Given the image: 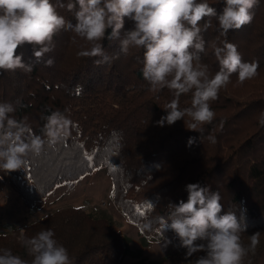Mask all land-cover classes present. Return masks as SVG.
Listing matches in <instances>:
<instances>
[{"label":"trees","instance_id":"1","mask_svg":"<svg viewBox=\"0 0 264 264\" xmlns=\"http://www.w3.org/2000/svg\"><path fill=\"white\" fill-rule=\"evenodd\" d=\"M51 2L56 4L57 0ZM62 2L66 4L67 0ZM209 3L218 11L223 7L218 0ZM57 11L75 22L74 13L66 7H58ZM252 12L253 21L230 31L226 39L237 46L243 61H258V77H264V0H259ZM211 25L202 32L206 45L201 61L214 74L220 66L213 46H220L225 37L219 35L214 18ZM74 35L58 33L54 50L39 63L32 56L33 46L25 44L18 54L23 53L24 60L34 65L33 70L0 74V103H12L16 111L10 115L27 123L35 134H43L42 117L52 111L68 109L65 115L73 121L71 135L54 148L45 146L38 156L29 153L24 168L0 170V192L8 186L31 206L60 183L102 167L112 184L114 204L138 227L143 238L171 240L169 245L175 251L171 256L180 263L170 264H189L174 232L165 228L167 204L186 201L185 185L200 183L219 192L224 211L237 213L244 227L241 241L246 247L251 235L259 233L255 253L250 252L244 264H264V127L259 125L264 112V87L258 89L259 94L252 92L249 84L255 82L253 79L239 84L237 74H233L228 86L220 90L219 98L211 102L215 117L212 123L200 126L202 132L189 130L186 124L166 141L163 136L153 139L154 133L146 129L147 120L159 121L158 116L166 114L164 107L174 97L167 88L150 90L141 71L143 49L130 48L127 55L120 54L110 63L97 65L95 61L100 57L77 55L91 45L83 39L82 44L74 43ZM102 43L109 56L120 52L119 40L106 38ZM69 48L72 53L67 57ZM49 58L54 61L51 67L45 64ZM179 106H191V93L180 96ZM250 119L255 120L254 132L239 137L241 124ZM154 126L153 131L162 127ZM209 136L215 138V143ZM237 136L241 139L235 144ZM90 227L101 232L100 236H92L99 238L94 242L88 232L82 231ZM49 228L67 248L72 264H120L128 251L127 238L115 232L107 219L73 207L25 226L22 235L13 233L15 242H6L9 234L0 235V252L10 249L31 264L33 257L21 237L31 238ZM199 255L202 253L195 254L192 260ZM165 260L160 264L169 263Z\"/></svg>","mask_w":264,"mask_h":264},{"label":"clouds","instance_id":"2","mask_svg":"<svg viewBox=\"0 0 264 264\" xmlns=\"http://www.w3.org/2000/svg\"><path fill=\"white\" fill-rule=\"evenodd\" d=\"M223 7L218 11L209 0H0V74L17 69L30 73L34 65L18 54L25 44L33 46L32 56L39 63L45 54L55 48L54 37L61 31L72 32L91 47L77 53L80 57H100L97 65L110 63L130 48L143 49V77L150 90L167 88L173 99L165 105L160 126L173 125L187 116L189 130L202 132L200 126L212 123L215 112L211 102L237 74V83L243 84L258 76V61L245 62L237 46L226 37L254 19L252 9L259 0H218ZM74 13L75 22L66 19L57 8ZM217 22V31L225 37L220 46H213L219 70L210 73L201 61L206 41L202 32ZM126 21L130 27H125ZM203 27L201 26V22ZM119 40L120 52L109 56L103 48L105 39ZM53 59L45 61L53 65ZM191 93V106L181 109L179 98ZM12 103H0V170L5 172L24 168L29 153L40 155L54 148L72 133L73 121L64 112L52 111L43 116V134L37 135L31 127L13 118ZM259 125L264 127V112ZM208 139L215 143V138ZM192 143V140L189 141ZM187 200L178 204L169 202L165 228L172 230L178 247L184 249L189 264H244L249 253H255L258 235H251V243L241 241L244 227L234 211H224L219 192L200 183L185 185ZM170 222V223H169ZM146 227H150L146 225ZM23 230V229H21ZM21 243L33 258L31 264H72L69 252L55 238L50 228L31 238L21 237ZM171 243L166 240L164 247ZM197 253L194 260L192 257ZM0 264H28L10 249L0 252Z\"/></svg>","mask_w":264,"mask_h":264},{"label":"rangeland","instance_id":"3","mask_svg":"<svg viewBox=\"0 0 264 264\" xmlns=\"http://www.w3.org/2000/svg\"><path fill=\"white\" fill-rule=\"evenodd\" d=\"M130 26L131 25L129 23V27ZM80 39L81 38L76 36L72 37V40L75 41L74 43L78 41L80 44L84 43ZM77 46L78 45L76 44L75 48ZM70 50L71 48L68 50L67 57H69L72 53ZM260 79H264V77L256 76L253 78L255 82L249 84L250 91L256 92L257 94L260 93L258 89L262 88L261 86L264 87V80ZM245 89H247V87ZM161 116L163 115L158 116L159 120ZM157 122L158 121L155 122L153 118L148 119L146 122V129L154 133L153 139H159L163 136L166 141L172 136L173 132L179 134V127L189 124L190 118L186 116L184 121L178 120L173 125H167L165 123V125L160 128V131H157V129L153 131L152 128L157 126H154V124H158ZM241 125L242 126L239 129V137L241 138L250 135L255 130L254 119L247 120ZM167 132L170 133L164 136ZM239 137H236L235 144H237V141L241 139ZM154 142L156 143L157 141ZM169 168L171 171L172 166ZM169 175L170 173L168 176ZM111 191L112 184L110 178L107 176L104 168L102 167L95 168L90 173L82 175L76 179L60 183L42 200L33 203L31 206L27 205L15 191L6 186L0 192V235L9 234L11 237H9L6 242H15L12 239L13 235L18 232L22 235L24 233L25 226L38 222L57 210L76 207L79 208L81 212L88 213L93 217L107 219L115 232L127 238L128 251L121 260L120 264H160V261L165 259L169 262L168 264H170L171 261L174 263H180L179 260L174 257L175 251L171 245L168 244L164 247L165 241L163 240H156L154 237L143 238L138 227L130 223L119 208L114 204ZM94 228L95 227H90L89 229L85 228L82 231L88 232L91 237L98 234L100 236L101 232L93 230ZM98 239L99 238H93L92 242Z\"/></svg>","mask_w":264,"mask_h":264}]
</instances>
